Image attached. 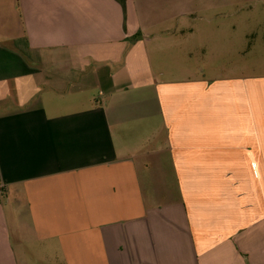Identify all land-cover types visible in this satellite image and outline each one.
I'll use <instances>...</instances> for the list:
<instances>
[{
	"label": "crops",
	"instance_id": "obj_1",
	"mask_svg": "<svg viewBox=\"0 0 264 264\" xmlns=\"http://www.w3.org/2000/svg\"><path fill=\"white\" fill-rule=\"evenodd\" d=\"M0 264H264V0H0Z\"/></svg>",
	"mask_w": 264,
	"mask_h": 264
},
{
	"label": "trees",
	"instance_id": "obj_2",
	"mask_svg": "<svg viewBox=\"0 0 264 264\" xmlns=\"http://www.w3.org/2000/svg\"><path fill=\"white\" fill-rule=\"evenodd\" d=\"M121 2H122V5H124V6H125V0H121Z\"/></svg>",
	"mask_w": 264,
	"mask_h": 264
}]
</instances>
